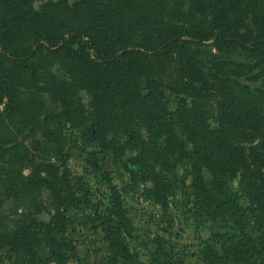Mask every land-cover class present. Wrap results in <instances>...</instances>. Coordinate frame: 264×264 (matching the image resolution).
<instances>
[{"label":"trees","instance_id":"1","mask_svg":"<svg viewBox=\"0 0 264 264\" xmlns=\"http://www.w3.org/2000/svg\"><path fill=\"white\" fill-rule=\"evenodd\" d=\"M0 4V157L12 155L0 185L16 201L46 188L54 203L47 224L0 211V248L11 247L19 264H67L68 211L78 198L50 123L63 115L86 124L88 112L78 96L75 102L81 90L103 132L98 146L116 160L131 154L130 178L150 180V197L164 210L179 188L170 158L193 160L194 215L211 222L208 264H264V0H59L41 11L25 0ZM41 53L40 62L69 66L74 82H43ZM244 77L262 80V88L238 82ZM167 91L178 96L175 112ZM27 131L46 138L49 158L29 160L25 176L28 153L19 137ZM121 208L114 193L110 216L121 219ZM106 232L115 256L141 264L119 230ZM157 242V253L169 257Z\"/></svg>","mask_w":264,"mask_h":264},{"label":"rangeland","instance_id":"2","mask_svg":"<svg viewBox=\"0 0 264 264\" xmlns=\"http://www.w3.org/2000/svg\"><path fill=\"white\" fill-rule=\"evenodd\" d=\"M57 1L59 0H25V4L27 9L41 11L45 5ZM4 13V8L0 4V16ZM45 53H41L36 60L39 63L40 79L43 82L53 80L74 82L71 79V71L67 70L69 66L62 61L52 59L40 62ZM237 80L252 89L262 88L263 85L262 80L254 82L251 77ZM141 82L145 89L147 80L144 78ZM27 94L24 92V95ZM74 95L75 102L77 103L78 96L80 104L88 112L86 124L82 125L79 121L70 122L63 115L50 123V127L60 140L64 165L70 171V180L78 198L77 205L68 211L69 221L65 234L69 247L67 264H128L120 256H115L106 232L108 227H115L121 232L123 243L137 256L141 264H208L205 251L206 242L211 236V222L207 217L200 219L194 215L197 179L193 160H179L178 156L174 158L170 156L178 176L179 188L175 195L169 196L168 208L164 210L150 197L148 190L154 188L150 180L144 181L141 176L135 181L130 178L128 159L131 154L123 160H116L112 153L98 146L103 138V132L95 120L96 114L91 99L81 90H76ZM44 100L48 105L50 102L48 95H44ZM166 100L170 110L175 112L178 96L167 91ZM3 109L4 105H0V110ZM58 114H61V110ZM210 123L213 128L219 127L214 120ZM29 131L19 137L28 153L23 166L25 176L31 172L29 160L39 162L49 158L46 147L49 143L46 138L39 131L35 133ZM175 131L180 142L192 154L193 148L187 143L180 124L175 125ZM113 138L111 133L107 135L108 140ZM11 160L12 155L9 153L0 157V168ZM114 193H117L122 207L121 219L110 216ZM242 202L245 205L248 203L246 197ZM0 211L15 220L26 214L47 224L54 211V203L52 195L46 188L37 189L36 194L28 199L13 200L8 185L2 183ZM251 235L259 236L255 231H251ZM161 239L165 253L169 257L157 253V241ZM0 255L2 257L0 264H19L18 255L11 247L0 248Z\"/></svg>","mask_w":264,"mask_h":264}]
</instances>
